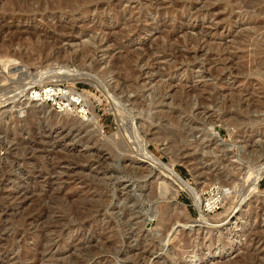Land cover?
Segmentation results:
<instances>
[{
    "label": "rangeland",
    "instance_id": "1",
    "mask_svg": "<svg viewBox=\"0 0 264 264\" xmlns=\"http://www.w3.org/2000/svg\"><path fill=\"white\" fill-rule=\"evenodd\" d=\"M263 13L264 0H0L2 59L28 63L35 73L52 75L61 67L87 75L73 87L56 84L85 95L89 106V121H81L44 105L15 112L0 98V264H32L35 255L44 257L39 264H70L71 258L82 264H264V175L249 194V180L240 176L231 187L205 185L203 177L231 181L236 172L264 164ZM55 24L82 33V40L92 37L100 48L85 59L48 56L29 34ZM99 31L107 42H100ZM164 33L176 39L167 44ZM127 46L135 53L123 54ZM106 68L104 80L99 72ZM129 70L138 72L133 90ZM115 81L114 91L106 87ZM135 101L144 108H132ZM155 129L167 135L164 142L159 132L153 136ZM61 162L71 165L43 170ZM129 165L144 175L130 173ZM165 166L182 183L204 188L201 208L223 194L217 211H204L208 222L192 223L199 210ZM51 184L60 195L41 197L38 189ZM88 202L100 205L94 221L71 216ZM164 209L187 212L189 222L174 232H184L195 248L175 257L177 248L166 241L142 260L139 237L151 235L158 244L157 216ZM109 238L116 239L110 249L103 246Z\"/></svg>",
    "mask_w": 264,
    "mask_h": 264
},
{
    "label": "bare ground",
    "instance_id": "2",
    "mask_svg": "<svg viewBox=\"0 0 264 264\" xmlns=\"http://www.w3.org/2000/svg\"><path fill=\"white\" fill-rule=\"evenodd\" d=\"M38 1V0H37ZM63 1V0H62ZM202 1V0H201ZM206 1V0H205ZM207 1H209V0H207ZM7 2V1H6ZM34 2V1H33ZM143 2V1H142ZM154 2V1H153ZM55 3V2H54ZM67 3V2H66ZM46 4V3H45ZM158 4V3H157ZM51 5V4H50ZM67 5V4H66ZM150 5H151V3H150ZM247 5V4H246ZM43 6H47V5H44L43 4ZM56 6H57V4H56ZM60 6V5H59ZM69 6V5H68ZM154 6V5H153ZM152 6V7H153ZM165 6V5H164ZM206 6V5H205ZM208 6H209V4H208ZM49 7V6H48ZM66 7V6H65ZM118 7V6H117ZM158 7V6H157ZM203 7V6H202ZM207 7V6H206ZM211 7V6H210ZM41 8V7H40ZM44 8V7H43ZM47 8V7H46ZM50 8V7H49ZM62 8H63V5H62ZM86 8V7H85ZM52 9V8H51ZM210 9V8H209ZM60 10V9H59ZM86 10V9H85ZM88 10V9H87ZM82 13H83V11H82ZM89 13V12H88ZM110 14V13H109ZM264 14V13H263ZM85 15V14H84ZM126 15V14H125ZM104 16V15H103ZM97 19H98V17H96ZM88 19V18H87ZM101 19V18H100ZM80 20V19H79ZM83 20V19H82ZM45 21V20H44ZM100 21V20H99ZM121 21V20H120ZM108 22V21H107ZM146 22V21H145ZM107 24V23H106ZM3 25V24H2ZM66 26H68V25H66ZM46 27V28H45ZM45 27H43V29L42 30H37L36 28H34V29H32V30H34V32L31 30V34H29V36H31V37H33V38H35V40L36 41H38V42H42L43 43V46L45 47V49L48 51V56H50V55H57V56H61V57H81V58H83V59H85V58H89V57H92V56H94L95 55V53H96V51L100 48V47H98V46H96V47H93V45H94V42H93V39H91V38H89V39H87V40H82L83 39V37L84 36H82V33H80V34H78L77 36L75 35H73V31H72V29H71V31L70 30H66L65 29V27L62 25V24H55V25H49L48 27L47 26H45ZM97 27V26H96ZM99 27V26H98ZM101 28V27H100ZM96 30V29H95ZM100 30V29H99ZM103 30V29H102ZM101 30V32H103ZM22 31H24V32H28L29 30L28 29H18V33H23ZM36 31V32H35ZM112 31V30H111ZM17 32H15V33H17ZM100 32V31H99ZM100 32V33H101ZM123 32V31H122ZM105 33V32H104ZM127 33V32H126ZM125 33V34H126ZM101 34H103V33H101ZM119 34V33H118ZM124 34V35H125ZM165 34V33H164ZM171 34H173V33H171ZM21 35V34H20ZM86 35V34H85ZM108 35H110L109 33H108ZM134 35V34H133ZM178 36V35H177ZM107 37H109V36H107ZM107 37H106V35L105 34H103L102 36H101V38L99 39L100 40V42H102V41H106L107 40ZM129 37V36H128ZM163 37V36H162ZM121 38V37H120ZM158 38V37H157ZM176 39V37H175V35H170V34H165V36H164V39L166 40V43L167 44H170V42L173 40V39ZM174 39V40H175ZM178 39H179V37H178ZM177 39V41H179ZM187 39V38H186ZM78 41L77 42V44L79 43V45L78 46H73V45H75L74 43L75 42H73V41ZM185 40V39H184ZM205 41H206V39H205ZM64 42H66L67 43V45L65 46H62L63 45V43ZM107 42V41H106ZM131 42V41H130ZM187 42V41H186ZM127 43V42H126ZM163 43V42H162ZM165 43V44H166ZM174 43V42H173ZM187 44H189L188 42H187ZM208 44V43H207ZM206 44V45H207ZM3 45V44H2ZM171 45H172V43H171ZM211 45V44H210ZM95 46V45H94ZM113 46H114V44H113ZM186 46V45H185ZM0 47H1V45H0ZM4 47L5 48H3V46H2V48L3 49H5V52H7L6 51V45H4ZM161 47V46H160ZM197 47V46H196ZM195 47V48H196ZM78 48H80L79 50H77ZM117 48V47H116ZM168 48V47H167ZM172 48V47H171ZM178 48V47H177ZM176 48V49H177ZM1 49V48H0ZM8 49V48H7ZM10 49V48H9ZM121 49V48H120ZM122 49H124V50H122L124 53L123 54H134L135 52H132V51H130L129 50V47L127 46V47H122ZM193 49V48H192ZM32 50V49H31ZM119 50V49H118ZM149 49L147 48V50L146 51H148ZM196 50H198V47L196 48V49H194L193 51H196ZM0 51H2V49L0 50ZM24 51V50H23ZM25 52V51H24ZM24 52H22L23 54H25ZM178 52V51H177ZM15 54H13L14 56L15 55H17V52H14ZM27 53V52H26ZM6 54V53H5ZM4 55V51L3 52H0V59H2V57H6V55L5 56H3ZM21 55V53H19V56ZM33 56H30V54L28 53L27 54V59L30 61L31 60V58H32ZM30 58V59H29ZM23 67H24V69L26 70V69H28V66L27 65H29L28 63L27 64H25V63H22L21 64ZM100 68V67H99ZM108 68V67H107ZM104 69V70H102L101 72H99V74L101 75V77L105 80V79H107V76L109 75V73H110V71H111V69ZM51 70H53V69H51ZM6 72V71H5ZM10 72L11 71H8L7 70V75L9 76L10 75ZM38 73V75H35L37 78H39V81H41V83H68V84H70L72 87L74 86V83L76 82V81H79V80H83V76H85V77H87V75H84V74H80L79 72H77V71H75V72H73V71H71V70H61V67L60 68H57L56 70H53L52 71V75L50 74V72H46V71H44V73H42L41 71H38L37 72ZM138 72H136V71H134V70H129V71H126V78L128 79V83H129V85H130V87L132 88V90H133V83H135L134 85H137V83H136V80H138V74H137ZM6 78H7V76H6V74H0V83H2V82H4L5 80H6ZM92 78V77H91ZM150 83H151V81H150ZM143 84V83H142ZM3 85V84H2ZM107 88H109L110 90H115L116 88H117V82L115 81V82H113L112 84H108L107 86H106ZM135 87V86H134ZM160 89V88H159ZM8 93H11V92H9V91H6L5 89H2V86L0 85V98H3V97H5V99L7 98L6 96H7V94ZM153 94V93H152ZM82 96V95H81ZM83 97V100H84V103L86 104V106L89 108V106H88V103L86 102V96L84 95V96H82ZM1 102H3V101H0V103ZM135 103H137L136 101H135ZM152 103V102H151ZM155 103V102H154ZM138 104V103H137ZM153 104V103H152ZM160 104V103H159ZM264 104V103H263ZM35 105V104H34ZM45 106V105H44ZM130 106L133 108H138V107H141V108H144V103H143V105L140 103V104H138V105H135V104H130ZM147 107H148V105H147ZM46 109V108H45ZM140 109V108H139ZM87 114H88V110H87V112H86V115H82L81 117H78L77 115L75 116V117H77V118H79V120H83V121H89V119H88V117H87ZM162 115V117L164 118V115L163 114H161ZM161 115L159 114V116L161 117ZM158 115L156 116L157 118L159 117ZM161 117V118H162ZM92 119H94L93 117H90V121L92 120ZM171 120H173V119H171ZM150 121H152V119H150ZM235 123V122H234ZM148 127H150V126H148ZM163 128V127H162ZM69 129V128H68ZM154 131V130H153ZM159 132V134H161V136H160V138H158V140H160L161 142L163 141H165L166 139H167V135L165 134V133H163L162 131H158V130H156L155 129V131H154V133H152L153 134V136H157L158 133ZM157 134V135H156ZM258 135V134H257ZM156 139H157V137H156ZM263 139H264V135H263ZM157 140V141H158ZM260 141H261V138H260ZM172 143H174V142H172ZM255 143V142H254ZM260 143H263L264 144V140H263V142H260ZM247 144V143H246ZM257 144V143H256ZM173 146V145H172ZM252 146V145H251ZM260 146V145H259ZM263 147H264V145H262ZM117 147H119V148H124L125 147V144H124V142L123 141H119V143H118V145H117ZM171 147V146H170ZM261 147V146H260ZM40 148V147H39ZM178 149V148H177ZM264 149V148H263ZM142 150V149H141ZM142 157V156H141ZM144 159H146L148 162H150L151 164H153L154 163V161H153V159L152 158H147V157H144ZM49 160H51L50 158H49ZM62 160V159H61ZM64 161V160H63ZM188 161H189V159H188ZM191 161V160H190ZM66 162V161H65ZM65 162H61V163H53V167H43V170H45L44 168H46V169H48V171H50V172H52V171H54L55 169L54 168H56V167H60V166H62V165H65V164H67V163H65ZM150 163H148L149 165L148 166H151L150 165ZM67 165H71V164H67ZM139 166H141V165H139ZM229 166V165H228ZM228 166H226V167H228ZM230 166L231 167H233V168H230V169H232L233 170V172L232 173H234L235 172V168H236V165H234V164H230ZM143 167H144V165H143ZM165 167H168V166H165ZM196 167V166H195ZM128 170L130 171V173H133V174H141V176H142V174L144 173L143 172V168L142 167H137V168H133V167H131V165H129L128 167ZM51 169V170H50ZM147 169V168H146ZM228 169V168H227ZM166 171H167V174L169 173L170 175H172V177L173 178H175L178 182H179V185H180V187H179V189L181 190V191H184L185 193H187L188 194V196L192 199V201H193V203H194V206L196 207V210L198 209L199 210V217H198V219L196 220V221H193L192 223H194V222H203V223H206V222H208L209 220L205 217V215H204V208H201L200 207V204H201V201H202V193H204L203 191V189L204 188H199V189H195V188H193V187H190L189 185H187V184H185V183H182L181 181H180V179L179 178H177V176L174 174V171H173V169L172 168H166L165 169ZM165 171V172H166ZM231 171V170H230ZM243 171V170H242ZM231 174V173H230ZM236 174L237 175H235V176H233L232 177V180L231 181H229L230 179H228V180H226V179H224V177L223 176H218V179H216L217 178V176H216V178L213 176L214 174H210V175H204L203 177H205V181H207V182H205L206 184L205 185H209V184H212V183H220V184H222V186H224V187H226V186H229V187H231L232 185H234L233 183H234V180H235V177H237V176H240V177H242V180L244 181H248V184H247V188L249 189V191L247 192V194H249L251 191H253V190H255L256 188H257V185L259 184V181H260V179L263 177V175H264V164H261V165H259V166H256L254 169H248V170H246L244 173H239V172H236ZM144 175V174H143ZM148 175V174H147ZM146 176V175H145ZM147 177V176H146ZM207 177V178H206ZM239 177V178H240ZM174 179V180H175ZM175 180V181H176ZM52 183V182H51ZM162 184V183H161ZM204 184V183H203ZM150 185V184H149ZM163 185V184H162ZM236 185V184H235ZM234 185V186H235ZM155 186V185H154ZM153 185H150V188H149V193H148V195H149V197L150 198H154V197H156V193H155V187H154ZM212 186V185H211ZM43 187L44 186H41L39 189H38V191L39 192H41V193H43V194H41L40 196L42 197V196H44V197H47L48 195H52V196H58V195H60V193L61 192H59V189H54V187H53V185L51 184V187H49L47 190L46 189H43ZM161 188V187H160ZM162 188H163V191H161L162 189H160V192H159V195H161L162 196V194L163 193H165L166 191L164 190V188H166V187H163L162 186ZM198 188V187H197ZM246 188V189H247ZM37 190V189H36ZM165 191V192H164ZM247 194H245V195H247ZM99 195V194H98ZM218 195V194H217ZM216 195V196H217ZM100 196V195H99ZM126 196V195H125ZM243 197V196H242ZM245 197V196H244ZM214 198V197H213ZM220 198V197H219ZM96 199V198H95ZM94 199V200H95ZM99 200H100V198H98ZM102 199V198H101ZM126 199H127V201H128V195H127V197H126ZM174 199H176V197H172V198H169V199H167L168 201H172V200H174ZM216 199V198H215ZM225 198H223V196H222V200H224ZM244 199V198H243ZM241 200V201H239V202H237V206H238V204L240 203V202H242V201H244V200ZM94 200H92L93 202H94ZM103 200V199H102ZM207 201H208V199H206ZM218 199H216L215 201H214V199L213 200H209L207 203H206V206H207V209H212V208H214V203L217 201ZM89 201V200H88ZM104 201V200H103ZM204 201V200H203ZM84 202V201H83ZM87 202V201H86ZM86 202H84V203H86ZM101 202V201H100ZM99 202V203H100ZM105 202V201H104ZM84 203H82L83 204V206L82 207H80V208H75L74 207V209H72V210H70L71 211V216L73 215V217H75V218H77V219H79V218H81V217H79L80 215L81 216H83L82 217V219L83 220H85V221H94L95 220V218H94V216L96 217V216H98V211L100 210V205H98V206H94L93 205V203H90V202H88V204H84ZM99 203H97V204H99ZM102 203V202H101ZM95 204H96V202H95ZM102 206V205H101ZM236 206V207H237ZM72 208V207H71ZM203 209V210H202ZM235 210V209H234ZM171 211V210H170ZM161 212V211H160ZM174 212V211H173ZM169 212L167 209H164L158 216H157V221H158V226H159V229H160V231H159V237L157 238L158 239V244H156V240L154 239V237H152L151 235H141L140 237H139V244H140V246H141V250H144L140 255L138 254V256H141V258H142V260H149V257L150 256H152V252L153 251H155V250H157V248H158V246H160V244H162V243H164V242H166V241H168V242H172V244H171V246H175L176 248H177V251L175 252V257L178 255V256H180V254H181V252L183 251V250H185L186 248H193V250H194V248H195V246L193 245V243H190L189 242V239H188V237H187V235L185 234L184 235V232L182 233V232H180V235L179 236H177L176 235V233L174 232V226L175 225H179L180 223H181V225H185L186 226V223H188L189 222V216H188V214H187V212H181V213H177V211L176 212ZM31 213V212H30ZM46 213V212H45ZM207 213V212H206ZM27 215V214H26ZM231 216V215H230ZM79 217V218H78ZM30 218L32 219V215L30 216ZM79 220H81V219H79ZM137 220V219H136ZM232 221V220H231ZM80 222V221H79ZM142 223V222H141ZM65 224V223H64ZM137 224V223H136ZM135 224V225H136ZM195 224V223H194ZM210 224V223H209ZM221 224V223H220ZM56 225V224H55ZM49 226V225H48ZM52 226H54V224L52 225ZM60 226V225H59ZM218 226H220V225H215L214 227H218ZM229 226V225H228ZM141 229V228H140ZM227 229V228H226ZM227 231V230H226ZM220 232V231H219ZM228 233V232H227ZM113 236H115V235H113ZM138 235L136 234V237H137ZM222 236V235H221ZM110 239V238H109ZM44 241V240H43ZM46 241V240H45ZM138 241V240H137ZM175 241V242H174ZM228 241V240H227ZM116 242V239L114 238V239H110V240H105L104 241V244H103V246H105V248L107 247V248H109L110 249V247H112L113 246V244ZM101 243H102V240H101ZM101 243H100V245H101ZM180 243L182 244L180 247H179V245H180ZM189 243V244H188ZM167 244V243H166ZM210 245H211V242H209V244H208V248L210 247ZM179 247V248H178ZM104 248V249H105ZM133 251V250H132ZM94 253V252H93ZM92 253V254H93ZM99 253V252H98ZM184 253V252H183ZM191 253V252H190ZM134 255H135V253H134ZM137 255V254H136ZM182 255V254H181ZM40 257V258H39ZM130 257V256H129ZM173 257V256H172ZM246 258H247V256H245ZM133 258V257H132ZM131 258V259H132ZM140 258V257H139ZM250 258H251V256H250ZM175 259V258H174ZM176 259H178V258H176ZM248 259H249V257H248ZM44 260V257H41V256H39V255H35V256H33V258H32V264H39V262L40 261H43ZM81 260V259H80ZM80 260H78V259H76V260H74V259H72L71 258V260H70V264H82V263H80ZM244 260H246L245 258H244ZM144 261V262H145ZM199 261V260H198ZM243 261V260H242ZM250 262L253 264V262L251 261V259H250ZM177 263V262H176ZM247 263V262H246ZM257 264V263H256Z\"/></svg>",
    "mask_w": 264,
    "mask_h": 264
},
{
    "label": "built area",
    "instance_id": "3",
    "mask_svg": "<svg viewBox=\"0 0 264 264\" xmlns=\"http://www.w3.org/2000/svg\"><path fill=\"white\" fill-rule=\"evenodd\" d=\"M7 70L11 71L9 76ZM3 73L7 78L1 83L3 84L1 86L11 92L7 94L5 100L14 106L15 112L36 104L49 106L58 114L70 113L79 117L86 115L87 106L77 90L52 82L41 83L35 76L38 73L33 72L31 68L25 70L17 59L13 57L0 59V74ZM212 191L217 192L218 190L213 188ZM220 195L216 198L218 200L214 203V208L207 209L206 204L204 205L205 213H213L219 209L218 205L223 194Z\"/></svg>",
    "mask_w": 264,
    "mask_h": 264
}]
</instances>
